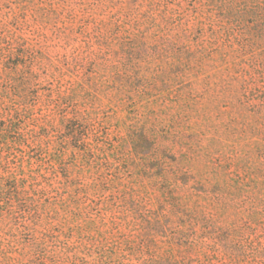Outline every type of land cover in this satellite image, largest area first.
Returning a JSON list of instances; mask_svg holds the SVG:
<instances>
[{
	"label": "rangeland",
	"instance_id": "rangeland-1",
	"mask_svg": "<svg viewBox=\"0 0 264 264\" xmlns=\"http://www.w3.org/2000/svg\"><path fill=\"white\" fill-rule=\"evenodd\" d=\"M218 1L0 0V264H264V42Z\"/></svg>",
	"mask_w": 264,
	"mask_h": 264
},
{
	"label": "trees",
	"instance_id": "trees-1",
	"mask_svg": "<svg viewBox=\"0 0 264 264\" xmlns=\"http://www.w3.org/2000/svg\"><path fill=\"white\" fill-rule=\"evenodd\" d=\"M216 5L220 7L221 14H232L236 19L256 16L257 30L248 36L246 43L256 46L264 42V0H219Z\"/></svg>",
	"mask_w": 264,
	"mask_h": 264
}]
</instances>
